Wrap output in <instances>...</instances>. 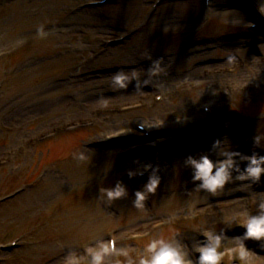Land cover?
I'll list each match as a JSON object with an SVG mask.
<instances>
[{
    "label": "rangeland",
    "instance_id": "1",
    "mask_svg": "<svg viewBox=\"0 0 264 264\" xmlns=\"http://www.w3.org/2000/svg\"><path fill=\"white\" fill-rule=\"evenodd\" d=\"M90 1L9 0V8L0 4V52L12 45L41 39L37 49L22 55L17 63L19 68L6 78L5 93L0 96V114L3 113L0 158L13 160L10 168L0 169V198L20 184L36 180L20 198L0 206V245L21 236L23 244L16 251L2 254L3 264H61L70 254L82 257L84 248L107 241L110 231L117 234L120 252L127 253L121 255L123 258L117 264H128V260L139 264L145 247L125 243L128 233L137 232L148 222L190 219L194 212L207 209L214 214L212 217L204 214L203 222L160 231L152 239L178 243L186 256L191 257L188 259L194 256L195 232L224 230L228 246H234V238L242 235L226 227L242 229L237 224L239 217L257 213L261 202L257 199H264V176L258 188L241 190V183L250 182L234 179L229 186L231 192L212 195L203 190L192 191L193 170L184 161L190 155L195 158L200 155L198 135H193L191 140L185 138L177 143L171 159L167 160L164 154L160 167L165 178L161 177L160 187L145 201V208L138 210L133 201L135 192L143 185L134 178L124 179L123 174L145 164V153L123 158L117 157L121 146L99 152L87 146L83 150L80 144L100 141L109 133H134L139 124L153 125L166 134L191 129L194 125L190 122L199 112V104L231 86L236 87L235 93L216 108L217 112L233 110L238 114L236 118H247L251 125L233 121L228 114L220 115L213 125L216 136L203 155L214 161L225 159L218 155L219 149L211 150L213 142L219 139L225 142L221 147L226 151L264 156V74L253 65L255 59L264 65V37L248 31L252 18L230 0H213L208 17L203 0H163L159 11L147 23L142 18L154 0H117L98 9H80ZM255 2L264 5V0ZM138 25L140 28L129 40L103 49L104 40ZM40 26L47 32L45 38L37 33ZM239 58L247 62L245 69L234 74L223 71L238 64ZM157 59H161L163 71L141 91H136L135 81L127 89H114L115 72L124 70L131 74L135 70L143 80L148 78L151 62ZM5 68H0V72ZM196 84L200 89H193ZM156 92L170 93L175 98L170 103L155 105L152 98ZM136 101L144 102L146 107L128 114L109 113L110 109ZM13 111V116L17 112L24 115L9 121ZM46 114L48 117L31 126L35 119ZM76 116L78 119L82 116V120L95 119L99 129L82 136L64 137L40 150L27 145L36 132L60 126L55 124L58 121L73 122ZM158 121L165 126L159 129ZM18 124L17 130L10 126ZM258 134L262 137L260 147L253 142ZM78 151L84 152V161L73 159V153ZM136 160L139 161L132 163ZM236 162L243 169L247 166V161L242 166L239 157ZM238 174L233 171V178ZM116 180L126 185L128 195L111 203L99 199L100 189L114 187ZM148 204L154 207L151 209ZM230 218L232 223H226ZM262 244L264 241H245L251 264H264ZM135 248L137 256H128ZM114 260L107 255L104 264H113ZM234 260L236 255L222 263L238 264Z\"/></svg>",
    "mask_w": 264,
    "mask_h": 264
},
{
    "label": "clouds",
    "instance_id": "2",
    "mask_svg": "<svg viewBox=\"0 0 264 264\" xmlns=\"http://www.w3.org/2000/svg\"><path fill=\"white\" fill-rule=\"evenodd\" d=\"M258 11L264 15V5L258 6ZM37 33L40 38H45L47 32L44 27L37 28ZM231 59V58H229ZM163 71L161 59L153 60L147 70L146 79H141L137 71L133 70L131 74L124 70H118L112 75V85L114 89H127L129 85L135 81L136 91H141L143 87L148 86L151 78L158 76ZM262 137L256 135L253 142L257 147H260ZM225 143L219 139L215 140L211 146V150L219 149L218 155L225 157L214 161L207 155L201 156L199 159L188 156L185 158V165L193 170L192 182L195 188L192 191L199 192L203 190L206 193L216 195L221 191L231 192L234 179L241 182H250L248 184L241 183V190L250 188L254 184L261 182L264 176V156L258 154L244 155L238 151H226L221 145ZM247 161V166L243 171L236 164V158ZM73 159L84 161L86 156L84 152L78 151L73 153ZM233 170L239 173L233 178ZM145 172H150L147 182L140 190L135 192L133 207L138 210L145 208V201L150 195L155 194L161 185L162 178L158 174L159 167H154L152 164H143L136 170H129L128 176L130 179L143 176ZM199 182V183H196ZM128 195V189L123 182H117L114 187L101 188L99 199L109 203L122 199ZM226 223L231 224L232 219H228ZM237 224L246 229L242 237H236L235 245L229 247V238L225 231L220 232L204 231L202 243L193 245V250L198 253L197 264H221V261L231 259L233 255L238 256L241 264H251L249 260L250 250L246 247L245 241L255 239L264 241V201L258 203V211L254 215L247 213L242 214L237 220ZM264 247V244L261 245ZM87 256L90 260L87 264H104L105 257L109 254L118 256H127V253L118 252L115 247V241H100L95 247L86 249ZM83 258L75 254H70L67 257V264H81ZM128 264H133L132 260H128ZM139 264H192L188 259L182 247L173 241L164 238L152 239L145 246V255L140 258Z\"/></svg>",
    "mask_w": 264,
    "mask_h": 264
},
{
    "label": "bare ground",
    "instance_id": "3",
    "mask_svg": "<svg viewBox=\"0 0 264 264\" xmlns=\"http://www.w3.org/2000/svg\"><path fill=\"white\" fill-rule=\"evenodd\" d=\"M254 66H256L260 71V73L262 74H264V65H262V64H259V63H257V62H255L254 63ZM241 74V73H240ZM223 78H228V77H230V76H222ZM184 78H186V76H184ZM24 115V113H21V114H18V112L15 114V116H12L11 117V119L14 121L15 120V118L17 117V116H19V117H22ZM162 144H163V141H162ZM160 147V146H159ZM157 150V149H156ZM155 150V151H156ZM159 158V157H158ZM157 158V159H158ZM155 160H156V158H155ZM135 163H136V161H135ZM134 163V164H135ZM227 193V192H226Z\"/></svg>",
    "mask_w": 264,
    "mask_h": 264
}]
</instances>
